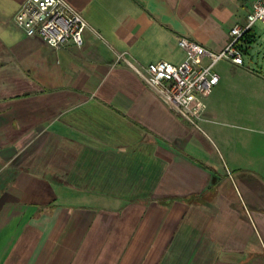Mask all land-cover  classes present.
<instances>
[{
  "label": "crops",
  "instance_id": "obj_1",
  "mask_svg": "<svg viewBox=\"0 0 264 264\" xmlns=\"http://www.w3.org/2000/svg\"><path fill=\"white\" fill-rule=\"evenodd\" d=\"M23 1L0 0V264H264L240 66L214 68L202 130L131 67L223 50L254 0H66L89 28L59 49L16 25Z\"/></svg>",
  "mask_w": 264,
  "mask_h": 264
},
{
  "label": "built area",
  "instance_id": "obj_2",
  "mask_svg": "<svg viewBox=\"0 0 264 264\" xmlns=\"http://www.w3.org/2000/svg\"><path fill=\"white\" fill-rule=\"evenodd\" d=\"M14 21L28 37L37 36L49 47L59 49L73 44L80 48L83 31L89 28L81 14L66 0H24ZM260 22L264 24V0H254L244 26H234L229 32L230 41L221 51H212L199 44L180 38L178 47L185 59L179 65L156 62L142 69L131 66L124 55L117 60L129 64L185 122L197 127L205 110L207 99L219 83L214 68L220 62L243 66V37Z\"/></svg>",
  "mask_w": 264,
  "mask_h": 264
},
{
  "label": "rangeland",
  "instance_id": "obj_3",
  "mask_svg": "<svg viewBox=\"0 0 264 264\" xmlns=\"http://www.w3.org/2000/svg\"><path fill=\"white\" fill-rule=\"evenodd\" d=\"M251 31L254 37L252 42L242 44L246 48L243 52L244 65L233 67L236 69V75H240L239 77L249 84L247 92L238 96L239 105L244 111L240 125H264V24L257 22ZM229 67V63L220 62L216 65V70L220 74H232L233 71H229ZM204 125L221 124L217 121L206 124L198 122L201 130L205 128Z\"/></svg>",
  "mask_w": 264,
  "mask_h": 264
},
{
  "label": "trees",
  "instance_id": "obj_4",
  "mask_svg": "<svg viewBox=\"0 0 264 264\" xmlns=\"http://www.w3.org/2000/svg\"><path fill=\"white\" fill-rule=\"evenodd\" d=\"M253 34L252 31L250 30L242 39V42H244L245 44H248L250 42H252L253 39Z\"/></svg>",
  "mask_w": 264,
  "mask_h": 264
}]
</instances>
